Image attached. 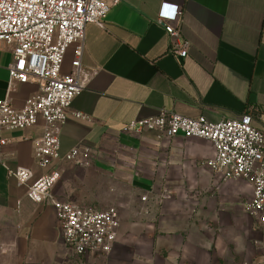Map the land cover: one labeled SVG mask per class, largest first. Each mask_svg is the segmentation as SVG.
Returning a JSON list of instances; mask_svg holds the SVG:
<instances>
[{"label": "crops", "instance_id": "crops-1", "mask_svg": "<svg viewBox=\"0 0 264 264\" xmlns=\"http://www.w3.org/2000/svg\"><path fill=\"white\" fill-rule=\"evenodd\" d=\"M164 4L183 13L184 59L158 19ZM75 49L63 74L73 71ZM12 61L0 43V101L9 96L21 109L41 83L9 91ZM81 77L71 112L84 117L69 115L60 160L49 168L40 169L34 156L43 121L0 128V264H264V224L243 209L252 186L223 181L205 165L215 154L211 142L127 131L166 110L212 123L250 114L264 133V0H120L104 27L87 26ZM74 150L84 164L65 159ZM19 168L30 169L32 180L58 171L52 194L59 200L116 207L111 253L81 256L67 247L53 206L32 202L10 175Z\"/></svg>", "mask_w": 264, "mask_h": 264}, {"label": "built area", "instance_id": "built-area-1", "mask_svg": "<svg viewBox=\"0 0 264 264\" xmlns=\"http://www.w3.org/2000/svg\"><path fill=\"white\" fill-rule=\"evenodd\" d=\"M119 3L120 0H0V43L13 54L8 66V89L31 81L41 83L39 92L29 97L21 109L13 106L9 96L0 101V128L25 130L44 122L43 135L34 150L40 169L60 160V134L69 115L84 117L72 113L71 105L84 89L81 69L86 28L89 24L104 27L110 9ZM168 7L173 8L171 13L166 12ZM182 15L179 6L164 4L158 16L170 37L173 53L180 59L187 57L190 48V42L181 34ZM73 45V71L63 74L67 51ZM127 131L154 132L160 138L182 135L211 142L215 154L205 165L220 174L223 181H248L252 198L244 204V212L264 224V133L253 126L250 114L212 123L203 116L189 118L163 110L155 117L132 122ZM80 156L79 150H74L65 159L84 164ZM10 175L27 186V197L32 202L53 206L64 244L77 255L111 253L120 223L116 207L100 211L57 199L52 189L60 179L58 171L35 180L27 168Z\"/></svg>", "mask_w": 264, "mask_h": 264}]
</instances>
